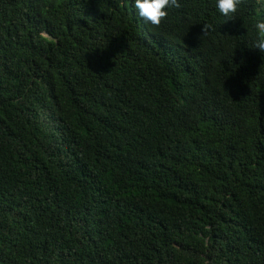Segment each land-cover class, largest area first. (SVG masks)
<instances>
[{
	"label": "trees",
	"instance_id": "16d2710c",
	"mask_svg": "<svg viewBox=\"0 0 264 264\" xmlns=\"http://www.w3.org/2000/svg\"><path fill=\"white\" fill-rule=\"evenodd\" d=\"M177 5L0 0V264H264V0Z\"/></svg>",
	"mask_w": 264,
	"mask_h": 264
},
{
	"label": "clouds",
	"instance_id": "9594fccd",
	"mask_svg": "<svg viewBox=\"0 0 264 264\" xmlns=\"http://www.w3.org/2000/svg\"><path fill=\"white\" fill-rule=\"evenodd\" d=\"M135 15L145 24L160 25L168 14V10L177 7V0H131ZM240 0H215V8L226 20L234 18ZM205 26H203L204 28ZM255 35L252 38V48L264 52V15L253 25Z\"/></svg>",
	"mask_w": 264,
	"mask_h": 264
}]
</instances>
